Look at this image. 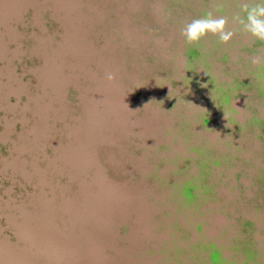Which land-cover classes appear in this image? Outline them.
Returning a JSON list of instances; mask_svg holds the SVG:
<instances>
[{
	"label": "water",
	"instance_id": "1",
	"mask_svg": "<svg viewBox=\"0 0 264 264\" xmlns=\"http://www.w3.org/2000/svg\"><path fill=\"white\" fill-rule=\"evenodd\" d=\"M257 2L0 0V264H264Z\"/></svg>",
	"mask_w": 264,
	"mask_h": 264
},
{
	"label": "clouds",
	"instance_id": "2",
	"mask_svg": "<svg viewBox=\"0 0 264 264\" xmlns=\"http://www.w3.org/2000/svg\"><path fill=\"white\" fill-rule=\"evenodd\" d=\"M246 16L240 19L243 30L255 40L264 42V0H258L251 7L245 8ZM209 34L217 36L220 43L227 45L233 39L235 33L228 28V20L224 16H213L208 13L193 19L183 30L182 35L188 45L198 44ZM109 81L115 79L108 76Z\"/></svg>",
	"mask_w": 264,
	"mask_h": 264
}]
</instances>
